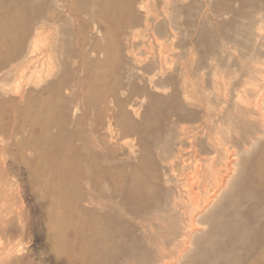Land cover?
<instances>
[{"label": "rangeland", "instance_id": "1", "mask_svg": "<svg viewBox=\"0 0 264 264\" xmlns=\"http://www.w3.org/2000/svg\"><path fill=\"white\" fill-rule=\"evenodd\" d=\"M21 1L30 0H0V11ZM32 2L44 11L55 0ZM106 2L115 3L110 18L125 11L122 0H62L66 9L41 30L45 35L49 32L50 42L65 38L67 54L57 51L50 58L40 57L45 63L43 79L10 77L3 82L8 88L0 89V222L5 227L0 232V264H65L66 222L78 219L85 229L121 230L114 233L116 239L109 247L120 245L116 248L122 253L127 245L123 264H144L163 231L156 225L159 220H151L155 240L148 229L150 237L144 236L135 220H111L103 206H120L146 193L153 200L174 198L188 206L183 186L171 170L178 165L169 159L178 147L177 133L172 122L160 119L161 111L178 109L187 115L189 122L182 125L198 126L190 131L189 140L202 144L201 148L207 145L198 101L224 111L227 122L224 119L222 128L243 125L237 145L229 144L230 158L215 167L229 179L227 189L213 197L204 194L212 203L201 217L231 200L230 188H243L250 169L262 163L264 115L240 114L247 101L259 100L260 94L245 93L253 80L233 86L241 76L239 66L263 67L264 23L248 24L250 8L240 6L238 0H127V35L113 31L103 40L93 37L83 24L102 14ZM58 25L64 33H57ZM81 30L87 31L85 41ZM94 45L103 53L91 54ZM187 67L195 93L190 103L175 94ZM150 75L158 90L148 84ZM60 81L63 87L58 89ZM230 81L234 83L227 86ZM239 115L248 122L241 125ZM164 126L166 132L161 129L154 142L156 129ZM67 245L73 247L71 242ZM88 252L93 249L88 247ZM84 258L86 263L92 259Z\"/></svg>", "mask_w": 264, "mask_h": 264}, {"label": "bare ground", "instance_id": "2", "mask_svg": "<svg viewBox=\"0 0 264 264\" xmlns=\"http://www.w3.org/2000/svg\"><path fill=\"white\" fill-rule=\"evenodd\" d=\"M120 3L124 6L125 11L119 10L116 17L110 18L107 15H110L111 4L115 5V3L106 2L102 5L103 13L92 18L89 23L83 24L84 28H90L93 32V37L101 36L103 40L111 38L113 31H116L120 36H126L127 0H122ZM238 3L242 7L250 8L248 24L253 22L264 23V0H238ZM92 5L94 4L92 3ZM70 8L72 7L70 6ZM64 9H66V6L62 3V0H55L54 6H49L44 11L42 7L35 6L32 0L28 2L21 1L18 6H4L1 8L0 89L3 88L4 80L10 77L13 79L28 77L29 79L33 78L35 81L43 79L41 78V72L44 71L45 63L40 57L50 58L57 51L61 54H67L65 49L67 40L65 38L56 37L54 41L50 42L48 40L49 32L45 35V31L41 30L45 24L53 22L54 18L58 16L57 13ZM32 26L33 32L30 33ZM85 32L87 31L82 32L81 30L80 32L82 41L87 38ZM57 33H64L62 25H58ZM254 52L255 49L252 48L251 53L253 54ZM101 53H103L101 47L98 45L92 47L91 54L100 55ZM159 62L161 63V61ZM262 65L261 69L256 70L239 66L238 71L241 76L238 78L236 75L239 80L237 79L235 83L232 81L227 83V86H232L233 83V86H238L253 80V86L245 88V93L252 92V95L258 94L257 97L260 94L259 100L254 98L252 99L253 101H247V105L240 112L242 115H251L255 111L264 115V93H259V91L264 89V61ZM47 69L49 70V68ZM147 80L148 84L154 89L158 90L160 88L154 81L153 76H148ZM192 83L194 82L190 80V69L187 67L183 71L180 85L175 90V94L190 103L193 94H195ZM55 87L60 89L63 87V82H58ZM225 90H228V87H225ZM216 101L218 100L216 99ZM249 103L252 106H249ZM198 105L202 108L203 113L201 116L203 124L201 132L206 135V148H201L202 144L200 145L195 140H189L190 131L196 129V127L198 128V126L191 128V126L182 125L189 121H187V115L181 110H165L159 114L160 119L165 123L167 121L173 123L174 130L177 133L178 147L170 152L171 155L168 153L170 155V158L169 156L168 158L178 165V168L171 166V170L174 171L176 182L183 186L188 206L179 204L174 198L162 201L153 200L152 196L146 193L134 198L135 200L127 199L120 206L104 205L103 209H106L105 212L113 221L121 219L135 220L136 225L146 237L150 236H148L145 229H148L149 234L153 236L156 234L152 229L153 225H151L153 224L151 223L152 217L155 220H159L156 225L158 228H162L163 231L158 233L159 242L152 244L151 248H149L152 251V256L144 264H264V152L259 154V157L263 159L262 163L259 162L257 167L251 168L246 175L247 181L243 188L241 185L230 188V194L234 195V197L231 200L227 199L225 202H221L220 208H215L207 215L201 217L205 208L212 203L210 199L203 198L204 194L212 197L216 196L218 191L226 188L225 185L227 186L229 183L227 182L229 179L221 175L220 169L222 168L215 167L219 163L221 164V159L230 158L229 144L237 145V141L242 138V124L248 122V120L239 119V115L238 120L241 122V128L239 126L234 128L230 126L231 124L222 128L225 125L224 111L222 109L213 110L209 104L203 105L200 101H198ZM228 121L231 123L230 119ZM165 127L156 129V133L153 136L154 142L159 139V134L162 130L166 132ZM168 158L165 157L164 160ZM223 164L226 165V162ZM64 166L66 167V162ZM67 167L69 168V166ZM201 197L204 199V204L203 206L200 205L201 208L198 209ZM147 199L149 200L147 201ZM92 201L88 200V202ZM147 221L150 223H147ZM66 226L69 231L65 235V253L67 254L65 264H74L75 259H77L76 264L127 263V245H124V252L122 253L121 250L116 248L117 246L120 247V245L114 244V248L109 247L116 239L114 233L116 235L121 230L115 232V229L113 231L109 227L99 231L92 227L85 229V224L79 219L75 222L67 220ZM4 229L5 227L0 222V232H3ZM200 229L205 231L199 236H192L193 232H198ZM153 238L156 240V235ZM70 242L73 247L69 248L67 244ZM88 247L93 249L91 254L88 252ZM123 254L124 258H122ZM85 256L92 258L90 262L86 263Z\"/></svg>", "mask_w": 264, "mask_h": 264}]
</instances>
